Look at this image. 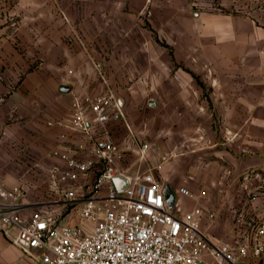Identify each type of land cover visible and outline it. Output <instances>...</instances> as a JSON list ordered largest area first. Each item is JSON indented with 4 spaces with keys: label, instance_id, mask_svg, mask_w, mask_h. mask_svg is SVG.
I'll return each instance as SVG.
<instances>
[{
    "label": "crops",
    "instance_id": "obj_1",
    "mask_svg": "<svg viewBox=\"0 0 264 264\" xmlns=\"http://www.w3.org/2000/svg\"><path fill=\"white\" fill-rule=\"evenodd\" d=\"M107 90L152 146L141 163L116 123L128 173L157 167L174 212L201 205L215 213L201 223L214 242L246 241L249 223L264 220L257 0H0V187L19 189L26 211L50 196L54 149L84 156L76 145L85 137L63 141L69 130L48 122L69 117L73 92ZM183 185L192 197L179 193ZM15 234L0 228V264H42ZM240 264H264V254Z\"/></svg>",
    "mask_w": 264,
    "mask_h": 264
},
{
    "label": "built area",
    "instance_id": "obj_2",
    "mask_svg": "<svg viewBox=\"0 0 264 264\" xmlns=\"http://www.w3.org/2000/svg\"><path fill=\"white\" fill-rule=\"evenodd\" d=\"M116 123L144 162L152 146L135 132L114 91L73 92L69 117L48 125L69 130L60 135L63 141L85 137L76 145L84 156L52 151L59 161L46 167L50 196L30 212L19 189L0 187V228L7 235L15 231L13 242L27 255L42 264H240L264 254V220L249 223L246 241L216 243L201 227L214 212L201 205L184 215L174 212L176 196L170 206L157 167L129 174ZM147 125L145 120L144 129ZM117 177L126 178L122 191ZM179 193L193 196L185 185Z\"/></svg>",
    "mask_w": 264,
    "mask_h": 264
},
{
    "label": "water",
    "instance_id": "obj_3",
    "mask_svg": "<svg viewBox=\"0 0 264 264\" xmlns=\"http://www.w3.org/2000/svg\"><path fill=\"white\" fill-rule=\"evenodd\" d=\"M63 90L68 91L67 88H63ZM114 181H115V184H116L117 188L120 191H122V189L124 188L125 183H126V178H124V177H117ZM174 201H175V195L174 194H170L169 197H168V203H169V205L170 206H173Z\"/></svg>",
    "mask_w": 264,
    "mask_h": 264
},
{
    "label": "rangeland",
    "instance_id": "obj_4",
    "mask_svg": "<svg viewBox=\"0 0 264 264\" xmlns=\"http://www.w3.org/2000/svg\"><path fill=\"white\" fill-rule=\"evenodd\" d=\"M212 3H218L219 0H208ZM257 8L258 10L261 9V10H264V0H257Z\"/></svg>",
    "mask_w": 264,
    "mask_h": 264
}]
</instances>
